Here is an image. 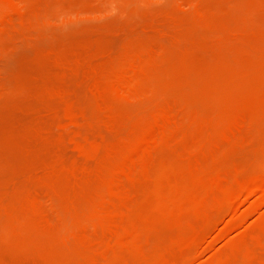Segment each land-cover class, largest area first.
I'll list each match as a JSON object with an SVG mask.
<instances>
[{
  "label": "rangeland",
  "instance_id": "rangeland-1",
  "mask_svg": "<svg viewBox=\"0 0 264 264\" xmlns=\"http://www.w3.org/2000/svg\"><path fill=\"white\" fill-rule=\"evenodd\" d=\"M17 1L0 264H264V0Z\"/></svg>",
  "mask_w": 264,
  "mask_h": 264
},
{
  "label": "bare ground",
  "instance_id": "bare-ground-1",
  "mask_svg": "<svg viewBox=\"0 0 264 264\" xmlns=\"http://www.w3.org/2000/svg\"><path fill=\"white\" fill-rule=\"evenodd\" d=\"M3 1V0H2ZM5 1V0H4ZM7 1H9V0H6V5H8V7L9 8H7L8 10L10 9V10H14V9H18L19 7H17V4L19 5V3H17L16 4V2H19V1H9V2H7ZM24 2V1H23ZM23 2H21L20 4L21 5H24V3ZM4 4H5V2H4ZM5 5V6H6ZM20 6V5H19ZM17 7V8H16ZM22 7V6H21ZM5 10H6V8H4ZM3 9V10H4ZM23 9V8H22ZM15 10V11H16ZM19 10H21V9H19ZM18 11V10H17ZM5 11H3V13H4ZM21 13V12H20ZM6 14V13H5ZM14 14V13H13ZM18 14H19V11H18ZM4 15V14H3ZM3 15H1V17H3ZM6 15H8V13L6 14ZM13 15H11V17H12ZM1 17H0V22L3 20V18L1 19ZM9 17V16H8ZM7 18V17H6ZM6 18H5V22H3V23H7L8 24V20L6 21ZM10 18V17H9ZM12 19V18H11ZM10 21V20H9ZM1 22V23H2ZM2 23V24H3ZM2 24H0V25H2ZM3 25H6V24H3ZM3 25H2V27H3ZM9 25V24H8ZM1 27V26H0ZM2 29V28H1ZM66 105V104H65ZM64 105V107L66 108V106ZM73 104H69V106H67L68 108H69V110H70V107H72V109L75 107L74 105L72 106ZM56 110H57V108H56ZM73 111V110H72ZM77 111H78V108H77ZM77 111H73L74 113L75 112H77ZM74 113H71L72 115H70V117H69V123H70V125L72 126H76V125H79L78 123H80L79 122V118H81L82 116V119H81V122H82V120L84 119V115H82V114H80L79 112H77L76 114H78V116L76 115V114H74ZM81 116V117H80ZM66 118H68L67 116H66ZM68 125V124H67ZM74 126V127H75ZM69 127V125L66 127L67 129H69L68 128ZM65 128V127H64ZM71 128V127H70ZM72 137V136H71ZM71 137H69V139L71 138ZM76 137H78V136H76ZM149 136H147V138H148ZM79 139H77L78 141L81 139L80 137H78ZM146 138V137H145ZM150 138V137H149ZM60 139H62V138H60ZM72 139H73V142H72V140H69V142H72L73 144H74V146H75V150H81V148H82V146H83V148H86L85 146H86V142L87 141H84V144L85 145H83L82 143H83V141H79V142H82V143H79L78 141V143H76L75 141H74V139H75V137H72ZM75 139V140H76ZM93 140V139H92ZM150 140H152V139H148V141H150ZM67 141V140H66ZM147 141V142H148ZM76 144H75V143ZM64 143V142H63ZM141 143V142H140ZM80 144H82V146H80ZM143 144H144V142H143ZM141 146V145H140ZM135 147V146H134ZM139 149V148H138ZM131 154H133V153H131ZM130 156V155H129ZM133 156V155H132ZM135 156H137V155H135ZM127 159V158H126ZM130 159H132V158H130ZM128 160V159H127ZM130 161V160H129ZM121 162V161H120ZM131 162V161H130ZM132 164V163H131ZM129 165V164H128ZM121 167H122V165H121ZM124 168V167H123ZM120 170V169H119ZM123 171V170H122ZM53 172V171H52ZM55 174V173H54ZM120 174H121V172H120ZM263 178V177H262ZM120 182V181H119ZM247 183V182H246ZM255 183V182H254ZM252 185V186H251ZM251 185H249V184H247L246 186H244L243 188L244 189H242V191H243V193H244V195L245 196H247V195H251V194H253V193H255V192H257V191H261L262 192V195H263V198H264V178L263 179H261V180H258V182L257 183H255V184H251ZM109 190V189H108ZM114 190V189H113ZM110 194V193H109ZM41 201V200H40ZM264 201V200H263ZM32 219V218H31ZM35 219V218H34ZM78 221V220H77ZM27 224V223H26ZM110 225V224H109ZM69 227V226H68ZM67 229V228H66ZM69 233V232H68ZM21 234H22V232H21ZM26 234H24V236H25ZM66 235V234H65ZM65 242V241H64ZM110 246V245H109ZM229 256V255H228ZM197 264V263H196Z\"/></svg>",
  "mask_w": 264,
  "mask_h": 264
}]
</instances>
